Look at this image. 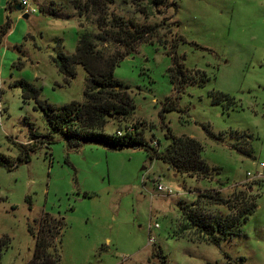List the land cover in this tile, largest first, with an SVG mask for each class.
Returning <instances> with one entry per match:
<instances>
[{"label":"rangeland","instance_id":"obj_1","mask_svg":"<svg viewBox=\"0 0 264 264\" xmlns=\"http://www.w3.org/2000/svg\"><path fill=\"white\" fill-rule=\"evenodd\" d=\"M6 1L0 0V26L8 22L0 35V154L8 163L0 164V264L28 260L33 237L26 227L34 234L43 212L63 218L58 264H264V165H258L264 163V0H165L154 7L112 0L82 14L72 0H27L35 11L25 17L14 8L18 0L9 9ZM97 12L155 30L112 68L133 107L124 118L109 116L103 132L133 126L161 149L167 131L193 136L212 169L207 177L179 174L140 145H67L59 131L49 132L50 141L32 136L47 133L44 116L11 83L27 80L55 106L83 101L81 66L66 81L52 57L57 49L73 52L79 31H98ZM112 49L125 51L118 43ZM173 58L184 79L194 81H172ZM219 92L231 99L215 100ZM214 190L231 203H240V195L256 202L239 231L217 244L194 227L180 229L185 205L231 211L197 198Z\"/></svg>","mask_w":264,"mask_h":264},{"label":"trees","instance_id":"obj_2","mask_svg":"<svg viewBox=\"0 0 264 264\" xmlns=\"http://www.w3.org/2000/svg\"><path fill=\"white\" fill-rule=\"evenodd\" d=\"M110 1L112 0H83L82 2L72 0L71 4L77 8L78 14H82L95 9L100 11V5L102 6ZM138 1L136 0V2ZM164 1L146 0V5L154 7L165 3ZM11 3L14 4L12 0H7L5 7L9 9ZM38 9L46 11L54 17L60 16L52 8L43 9L38 7ZM94 22L98 31H79L73 52L67 54L62 49H57L52 57L56 70L62 73L66 81L74 74L75 64L78 63L81 66L85 73L82 90L83 101L71 100L55 106L40 98L39 88L27 80L20 78L11 83V85L18 87L20 100L31 99L44 116L48 129L47 133L34 132L32 136L50 141L49 132L59 131L67 145H79L81 142L88 140L94 141V143H102L113 149L126 145H140L144 148L148 157L160 159L161 162L179 174L196 175L200 178L207 177L212 169L201 157L202 146L193 136H178L167 131L168 142L161 149L154 148L146 143L133 126L131 128L125 126L120 134L103 132L102 128L109 116L124 118L130 115L133 107L132 100L125 91L127 85L113 78L112 68L117 65V62L126 52L133 49L135 41H141L148 38V36L151 37L155 30L153 25L147 24L142 27V25L131 22L130 19L123 20L115 15L107 19L99 12H97ZM173 24H175L174 21ZM7 27L8 22L5 20L0 26V35L6 31ZM110 43L122 45L125 51L120 53L117 50H109ZM181 65L180 61L174 59L173 64L168 67L167 71L172 81L176 82L177 85L194 81L184 79L185 75ZM198 77L202 78L201 76ZM219 93L215 94V100H228L230 95ZM207 133L214 136L211 131L207 130ZM25 152V150L19 151L16 157L17 160ZM244 153H249V150ZM0 164L8 165L7 158L2 154H0ZM197 198H206L215 203H225L231 208L229 213L221 214L215 212L203 213L192 205L190 207L189 205L179 207L186 221L180 229L194 227L198 232L206 235L210 242H214V244H217L221 239L236 234L240 225L246 220L248 213H251L256 207L254 200H247L243 195L238 196L241 200L240 203L235 204V198L231 200V203L229 199H224L217 194L216 190L200 192ZM62 219V217L43 212L36 219L37 226L34 234L31 233L30 226L26 227V230L31 234L30 236L33 237V248L30 257L24 264H58L57 252L60 230L63 225ZM4 244V236H1L0 251ZM162 261L161 263H163Z\"/></svg>","mask_w":264,"mask_h":264},{"label":"built area","instance_id":"obj_3","mask_svg":"<svg viewBox=\"0 0 264 264\" xmlns=\"http://www.w3.org/2000/svg\"><path fill=\"white\" fill-rule=\"evenodd\" d=\"M17 4L20 6V10H22L23 12H26V13L27 12H30V13H32V12L35 11V7L34 6H31L30 3L27 0H18L17 1ZM120 133L121 132L119 130H116L115 131V134H120ZM258 165L261 167V166L264 165V163L263 162H260ZM247 174H250V172L247 171ZM261 175H262V173L261 172H258V174L255 175L254 177L255 178H259ZM156 187H157V189H160V190L162 188L159 184H157Z\"/></svg>","mask_w":264,"mask_h":264},{"label":"water","instance_id":"obj_4","mask_svg":"<svg viewBox=\"0 0 264 264\" xmlns=\"http://www.w3.org/2000/svg\"><path fill=\"white\" fill-rule=\"evenodd\" d=\"M14 8H15L16 10H20V6H19L18 4H15ZM26 15H27V13L24 12L21 16H22V17H25Z\"/></svg>","mask_w":264,"mask_h":264}]
</instances>
